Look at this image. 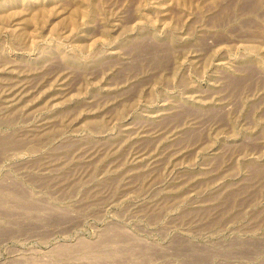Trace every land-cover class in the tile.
<instances>
[{"label": "rangeland", "instance_id": "374dc122", "mask_svg": "<svg viewBox=\"0 0 264 264\" xmlns=\"http://www.w3.org/2000/svg\"><path fill=\"white\" fill-rule=\"evenodd\" d=\"M0 264H264V0H0Z\"/></svg>", "mask_w": 264, "mask_h": 264}]
</instances>
